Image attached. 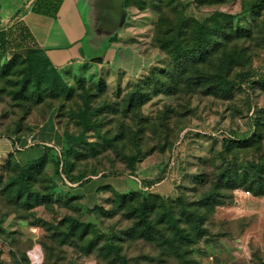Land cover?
<instances>
[{
    "label": "rangeland",
    "instance_id": "obj_1",
    "mask_svg": "<svg viewBox=\"0 0 264 264\" xmlns=\"http://www.w3.org/2000/svg\"><path fill=\"white\" fill-rule=\"evenodd\" d=\"M260 1L257 15L247 9L256 0H135L126 8L114 61L72 69L64 77L68 92L60 90L56 97L40 89L38 105V93L31 90L28 101L14 97L16 66L0 75L1 134L20 125V135H26L50 108L58 112L56 123L63 134L61 158L48 157L42 170L53 183L52 205L20 206L2 189L15 170L6 162L0 165V264H118L110 245L128 264H264V196L249 192L244 197L245 188L220 189V199L199 206L217 191L225 170L257 172L264 179V86L257 84L264 75ZM215 13L234 17L232 39L220 44L238 48L247 60L233 70L240 77L228 100L186 88L187 77L177 78L158 43L177 27L181 31L176 33L190 40L195 24L210 25ZM237 27L249 30V38L236 36ZM211 61L204 66L212 67ZM65 161L70 176L82 179L67 180ZM156 168L162 178L157 194L194 244L177 243L176 251L170 247V231L156 224L159 203L150 217L152 237L129 215L138 201L119 207L116 198L105 203L110 193L96 198L105 214L88 212L93 208L90 197L63 204L77 185L91 178L94 185L103 177H131L137 184V174H144L136 190L146 194L155 185ZM193 210L203 219L200 233L186 216ZM65 218L91 225L83 240L77 233L67 236ZM89 241L94 245L84 253ZM240 244L245 252L238 250Z\"/></svg>",
    "mask_w": 264,
    "mask_h": 264
},
{
    "label": "trees",
    "instance_id": "obj_2",
    "mask_svg": "<svg viewBox=\"0 0 264 264\" xmlns=\"http://www.w3.org/2000/svg\"><path fill=\"white\" fill-rule=\"evenodd\" d=\"M135 0H126L125 7ZM260 0H256L249 9L253 14H259ZM234 17L215 13L210 17V25L207 24H195L193 33L190 40L181 36L176 31H181L180 27L176 30H172L170 35L158 40L159 48L164 51L170 58L174 65V72H176L177 78L187 77L186 88L190 86L199 88L205 95L214 96L223 100L231 98L237 81L235 78L240 74L233 75V70L238 68L239 65L246 63L245 54L238 48L233 47L227 49L220 40L230 41L232 39V23ZM236 36L239 33L244 34L243 38H249V30L237 27ZM214 60V65L205 67L204 64L208 61ZM212 62V61H211ZM16 66L15 74L16 79L14 85L16 90L14 97L20 98L22 101H28V90H31L33 94L38 93V100L36 105L40 104L43 100L40 89L48 92L49 95L58 96L59 91H67V85L64 77L56 70L51 64L50 60L46 56L45 52L38 48H29L20 53H13L6 56L4 60L0 61V75L7 76L10 68ZM232 74V77H231ZM178 82V81H177ZM258 85L264 86V75H262L257 82ZM179 86V83H177ZM149 101V98L145 102ZM52 110L50 108L45 114L44 120L48 117ZM58 117V112H55V120ZM21 126L17 125L13 131H10L7 137H13L15 140H19ZM63 136V134H62ZM61 158V154L53 147H45L43 155L37 159L27 162L26 164H19L14 155L10 154L4 160L8 168L12 167L15 170V175L10 177L4 184L3 191L12 198L14 197L19 205L26 209H33L34 207L42 205H52L51 202V188L53 187L52 180L46 179L43 176V166L48 157L57 155ZM5 165V166H6ZM255 166L254 168H258ZM63 171L66 174L67 180L70 183H76L82 178L70 176L69 162L63 163ZM160 171V170H159ZM89 180V179H87ZM86 180V181H87ZM162 181L160 172L158 177L154 180V184H158ZM47 183V184H46ZM217 191L211 193L204 199L200 200L199 206H205L215 199L218 200L222 197L220 189H226L233 191L237 188H245L247 192H251L254 197L264 196V179L258 176L257 172L250 175L246 171L238 172L234 170L230 172L225 170L224 174L217 180ZM1 184V182H0ZM37 189V187H39ZM98 193H110L111 197L106 199L105 203L112 202L115 198L120 202L119 207H124L129 202L138 201L136 206L130 209L129 215L138 219L137 226L143 229V233L147 237H152L153 225L151 224V213L157 208L159 203L160 212L156 213V224L164 225L172 235V240L169 241L170 247L175 251L178 249L177 243L194 244L193 240H190L186 230L180 226V220L176 217L173 209L167 207L160 197V194L154 192H148L144 194L140 191H133L128 193L115 192L109 186H102L97 189ZM146 195V196H143ZM78 199L74 196L67 198L63 201L64 206H69L70 202H74ZM182 205V203H180ZM93 209L105 214L106 212L101 206H94L89 209L90 212ZM188 219L192 218L196 224V230L201 232V225L203 219L200 215L196 214V210L186 215ZM64 221L68 223L67 236L72 237L76 233L80 238L85 237L90 224L81 222L73 218H65ZM94 245L93 241H89L83 246L84 253H89ZM108 250L114 252L115 258L118 264H128L127 259L120 254L118 248L109 246Z\"/></svg>",
    "mask_w": 264,
    "mask_h": 264
},
{
    "label": "crops",
    "instance_id": "obj_3",
    "mask_svg": "<svg viewBox=\"0 0 264 264\" xmlns=\"http://www.w3.org/2000/svg\"><path fill=\"white\" fill-rule=\"evenodd\" d=\"M118 0H0V61L13 53L29 48L45 52L51 64L63 76L82 65L108 64L119 53L118 27L121 12ZM126 3V0H125ZM124 3V9L126 10ZM55 110L41 123L31 125L19 140L0 133V165L13 154L23 165L39 159L45 147L59 151L63 136L56 120ZM143 173V171L141 170ZM156 168L154 175H158ZM103 177L96 185L93 179L80 183L72 193L81 199L90 197L92 206L96 198L108 197L97 189L109 186L115 192L128 193L141 188V178ZM155 184L149 192L157 193ZM90 208V207H89Z\"/></svg>",
    "mask_w": 264,
    "mask_h": 264
},
{
    "label": "water",
    "instance_id": "obj_4",
    "mask_svg": "<svg viewBox=\"0 0 264 264\" xmlns=\"http://www.w3.org/2000/svg\"><path fill=\"white\" fill-rule=\"evenodd\" d=\"M124 3H125V0H118V2H117V7L119 8V10L121 12L120 18L118 20L119 21L118 27H122L124 20H125L126 10L124 9Z\"/></svg>",
    "mask_w": 264,
    "mask_h": 264
},
{
    "label": "built area",
    "instance_id": "obj_5",
    "mask_svg": "<svg viewBox=\"0 0 264 264\" xmlns=\"http://www.w3.org/2000/svg\"><path fill=\"white\" fill-rule=\"evenodd\" d=\"M242 194H243L244 197H246V196L249 195V192H247V191H243ZM238 250H239L240 252H245V251H246L245 247H243L241 244L238 245ZM209 259H210V260H213L212 257H210Z\"/></svg>",
    "mask_w": 264,
    "mask_h": 264
}]
</instances>
